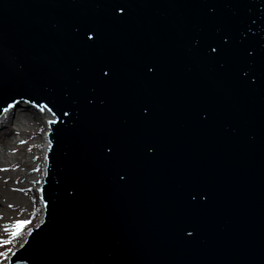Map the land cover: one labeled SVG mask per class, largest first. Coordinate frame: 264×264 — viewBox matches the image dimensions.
<instances>
[{"label": "water", "instance_id": "95a60500", "mask_svg": "<svg viewBox=\"0 0 264 264\" xmlns=\"http://www.w3.org/2000/svg\"><path fill=\"white\" fill-rule=\"evenodd\" d=\"M23 106L56 121L10 264H264V0H0Z\"/></svg>", "mask_w": 264, "mask_h": 264}, {"label": "bare ground", "instance_id": "6f19581e", "mask_svg": "<svg viewBox=\"0 0 264 264\" xmlns=\"http://www.w3.org/2000/svg\"><path fill=\"white\" fill-rule=\"evenodd\" d=\"M55 119L53 114L44 112V106H23V112H9V118L0 121V221L27 212V196L22 194L19 187L22 183L31 184L36 178L42 182L50 144L49 128ZM35 125L40 130L29 132ZM39 161L38 172H35L34 167L26 173L21 171L22 166L31 168ZM40 185L33 188V193L38 196V208L33 211L34 215H39V222L43 220ZM8 261L5 264H9Z\"/></svg>", "mask_w": 264, "mask_h": 264}, {"label": "rangeland", "instance_id": "374dc122", "mask_svg": "<svg viewBox=\"0 0 264 264\" xmlns=\"http://www.w3.org/2000/svg\"><path fill=\"white\" fill-rule=\"evenodd\" d=\"M12 127L14 126L12 125ZM37 130H40V129L37 125H35L29 132H34ZM20 160L23 161L24 159H20ZM40 164H41V161H39L38 163H34L33 164L34 166L32 165L31 168L28 166H25V167L22 166L21 171L26 173L34 167L35 172H38L40 170ZM42 182L40 179L36 178V180L32 181L31 184L22 183V185L19 188L22 194H25L27 196L26 197V202L28 204L27 212L22 213L21 215L20 214L11 215L10 217L8 215L7 218L8 217L9 218L8 219L6 218L7 220L0 221V240L11 239L8 233L4 231L5 227L11 228L12 225L16 223L17 221H25V220L29 221L26 227L21 231L20 235L16 237L15 239H11L10 244L6 246L0 245V253L6 254V255H0V264L6 263V260L9 257L10 253L22 244V241L24 239V235L26 234V232H28L29 229L35 227L38 224L39 215H34L35 211H33V210H37L38 208V196L36 193H33V188L36 187L37 184H40V183L42 184ZM26 190H28V192ZM10 214H13V212H10Z\"/></svg>", "mask_w": 264, "mask_h": 264}, {"label": "snow or ice", "instance_id": "6c2138e0", "mask_svg": "<svg viewBox=\"0 0 264 264\" xmlns=\"http://www.w3.org/2000/svg\"><path fill=\"white\" fill-rule=\"evenodd\" d=\"M213 51H216L215 48L212 49ZM105 75H107V73H105ZM5 111H8V109H5ZM41 111H43V108H41ZM52 121H50L51 123ZM21 143L23 144L24 141H21ZM29 223V221L25 220V221H17L16 223H14L12 225L11 228H4V231L6 233H8V235L11 237V239H15L16 237H18L21 233V231L26 227V225ZM189 235H191V233H189ZM11 239L9 240H0V245H8L11 243ZM0 255H6L4 253H0Z\"/></svg>", "mask_w": 264, "mask_h": 264}]
</instances>
